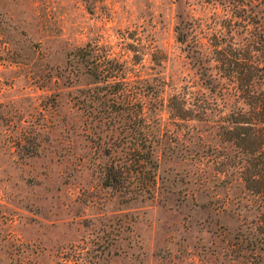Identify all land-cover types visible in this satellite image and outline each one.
Returning a JSON list of instances; mask_svg holds the SVG:
<instances>
[{"label": "rangeland", "instance_id": "obj_1", "mask_svg": "<svg viewBox=\"0 0 264 264\" xmlns=\"http://www.w3.org/2000/svg\"><path fill=\"white\" fill-rule=\"evenodd\" d=\"M236 3L0 0V264H76L77 253L264 264V199L245 187L247 151L226 132L241 114L264 127V50L250 52L246 92L215 52L264 39V9L251 7L262 17L245 28ZM86 45L144 87L146 128L160 136L153 193L130 200L102 185L105 164L131 149L82 104L104 87L74 54ZM183 104L190 120L177 117Z\"/></svg>", "mask_w": 264, "mask_h": 264}, {"label": "trees", "instance_id": "obj_2", "mask_svg": "<svg viewBox=\"0 0 264 264\" xmlns=\"http://www.w3.org/2000/svg\"><path fill=\"white\" fill-rule=\"evenodd\" d=\"M213 1L222 5L225 3L232 5V0ZM244 1L246 0H237L234 5L235 11L241 10L243 13V7H247L251 13L245 15L237 12L233 13L235 15L233 17L240 18L245 23L243 27L246 28L248 25L246 22L262 17L261 10L252 12L251 7L264 9V0H247L246 3ZM233 26L235 25H232V22L228 25V27ZM227 34H230V31ZM219 37L225 39L222 33H219ZM178 40L181 43L185 41L180 35ZM87 47L86 45L77 49L74 54L85 61L89 75L102 82L104 87L95 92V96L87 94L82 104L88 110L89 116L96 112L99 115V122L108 123L111 131L121 129L126 133L127 143L131 149L122 162L105 164L101 172L102 185L123 196L130 194V200L136 199L137 195L142 193H153L158 169V155L154 147L160 136L159 131L153 134L146 128L148 121L142 99L144 87L136 86L135 83L133 85L127 76L128 70L124 63H119L115 58L110 59L107 54L95 55L94 50L88 51ZM254 50H264V39L261 34L259 36L251 34L245 46L229 43L225 46L219 44L215 46V52L220 55L221 66L225 67V70H231V74L241 87H244L245 92L253 82V71L258 67L250 57V52ZM178 109L180 114L177 117L190 120L189 111L184 104ZM258 112L254 113L258 114ZM233 124L234 126L228 128L226 132L239 141L238 143L247 151L245 154L248 157L247 165L242 172L245 187L264 199V127L250 124L246 114L237 116ZM261 224L264 226V214L261 216ZM75 258L76 264H102L99 258L89 257L87 253L84 256L77 253Z\"/></svg>", "mask_w": 264, "mask_h": 264}]
</instances>
